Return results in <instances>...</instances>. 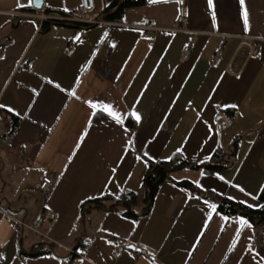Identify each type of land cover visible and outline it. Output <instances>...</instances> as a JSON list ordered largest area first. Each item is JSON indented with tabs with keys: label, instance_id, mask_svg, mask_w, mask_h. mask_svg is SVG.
Returning a JSON list of instances; mask_svg holds the SVG:
<instances>
[{
	"label": "crops",
	"instance_id": "0c3cea01",
	"mask_svg": "<svg viewBox=\"0 0 264 264\" xmlns=\"http://www.w3.org/2000/svg\"><path fill=\"white\" fill-rule=\"evenodd\" d=\"M113 1L94 0L103 22L41 28L35 14L73 13L80 0H45L36 11L29 0H0V264H68L70 249L83 254L74 264H264V219L226 215L209 198L262 205L264 0H183V23L178 0L118 15ZM88 101L111 105L121 123ZM175 155L185 164L145 212L147 169ZM43 176L52 181L45 200ZM183 179L199 192L173 183ZM123 192L138 195L128 214L112 205ZM93 198L102 204L81 210Z\"/></svg>",
	"mask_w": 264,
	"mask_h": 264
},
{
	"label": "trees",
	"instance_id": "16d2710c",
	"mask_svg": "<svg viewBox=\"0 0 264 264\" xmlns=\"http://www.w3.org/2000/svg\"><path fill=\"white\" fill-rule=\"evenodd\" d=\"M145 2V0H114L111 5L107 7L108 12H114L118 15L124 8L131 7V6H138ZM35 10L36 9H32ZM62 22L59 20H47L46 23L43 21L41 23V28L47 27L50 23L53 22ZM233 111H231L232 114ZM93 120H97V115L93 118ZM127 124L133 126V123L130 119H127ZM15 129V124L13 123V127L10 128L9 134L13 132ZM185 160L178 155L173 156L170 160L159 162L158 164H151L150 167L147 169V172L143 179V193H142V200L145 203V212L149 210L153 197L157 192L159 186L163 181L169 179V173L184 165ZM213 165L204 164L203 168L205 169H212ZM195 167V166H194ZM173 183L183 189L193 192H199V188L195 186L194 183L188 180H174ZM137 194L133 192H123L114 198L112 205H123L124 207V214H128L130 203H134L137 199ZM215 204L219 211L226 215H235L239 214L241 216L246 217L254 224H260L264 219V189L261 190L259 194V200L262 202V205L259 208H251L245 204H241L230 200L226 197L219 196V195H211L209 196ZM98 205L102 204L101 198H93L91 200L85 201L81 204V210H85V205ZM131 216V215H128Z\"/></svg>",
	"mask_w": 264,
	"mask_h": 264
},
{
	"label": "built area",
	"instance_id": "2783aa9c",
	"mask_svg": "<svg viewBox=\"0 0 264 264\" xmlns=\"http://www.w3.org/2000/svg\"><path fill=\"white\" fill-rule=\"evenodd\" d=\"M179 4V10H178V16L177 21L183 23L184 20V3L183 0H178ZM94 9V0H80V5L76 12L70 13V12H64L62 14H53L46 12L45 9H42L38 14H35L39 18L40 24L43 21L47 20H59L62 22H80V23H86V24H96L103 22L99 18L93 16L91 13ZM146 28L152 29V31L147 35L148 44L151 45L153 43L154 39V33L157 27L153 24L152 21L147 22V24L144 26ZM190 46L186 45L182 48L181 54H180V61H187L190 56ZM255 50V48L253 49ZM70 51V50H69ZM221 62V50H217L213 56H212V63L214 65H218ZM52 181L48 176H43L36 188V191L41 196L43 200L47 199L50 194V187H51ZM6 219L8 220L9 227H13L15 225V220H13L9 215L5 214ZM89 243H85L84 247H88ZM69 253L73 256L71 259L72 261L68 264H74L77 260L83 258V254L76 251V249H70ZM120 252H116L115 255H119ZM131 256H135V252H130Z\"/></svg>",
	"mask_w": 264,
	"mask_h": 264
},
{
	"label": "snow or ice",
	"instance_id": "6c2138e0",
	"mask_svg": "<svg viewBox=\"0 0 264 264\" xmlns=\"http://www.w3.org/2000/svg\"><path fill=\"white\" fill-rule=\"evenodd\" d=\"M29 3H32V0H29ZM208 3H209V7H211L212 6V0H208ZM241 5H243V0H241ZM245 30H247V20L246 19H245ZM55 86L57 88H60L59 84H56ZM88 103H89L90 107H92V108H96L97 105H99L101 110L107 111L108 115L111 116L113 119H115L117 123H121L120 115L117 112H115L114 110H112L111 105L104 104L103 102H100V101H97V102L88 101ZM0 107H4V105H0ZM9 111H12V109L9 108ZM131 115L135 118V120L137 122L140 120V116L138 113L133 112V113H131ZM83 135L84 134L82 133L81 139H83ZM77 147H79V144H77ZM177 151H179V149ZM69 159H71V157H69ZM205 159H207V157H205ZM221 179H223V177H221ZM236 187H238L241 192H244V189L242 187H239L238 185ZM261 188L264 189V185H261ZM249 195H251V194H249ZM253 199H255V197H253ZM241 202L243 203V201H241ZM208 206L211 209L216 208L215 204H209ZM252 206L253 205H249V207H252ZM256 206H259V205H256ZM224 219L227 220L228 218L224 217ZM238 219H239L241 224H247L248 223V221L246 219H244L243 217H239Z\"/></svg>",
	"mask_w": 264,
	"mask_h": 264
},
{
	"label": "water",
	"instance_id": "95a60500",
	"mask_svg": "<svg viewBox=\"0 0 264 264\" xmlns=\"http://www.w3.org/2000/svg\"><path fill=\"white\" fill-rule=\"evenodd\" d=\"M45 0H32V6L34 9H40Z\"/></svg>",
	"mask_w": 264,
	"mask_h": 264
},
{
	"label": "rangeland",
	"instance_id": "374dc122",
	"mask_svg": "<svg viewBox=\"0 0 264 264\" xmlns=\"http://www.w3.org/2000/svg\"><path fill=\"white\" fill-rule=\"evenodd\" d=\"M185 170H186L185 172H191V173H190L191 175L196 173L195 171H192L193 169H191V168H186ZM175 176H176V177H179L180 174H176Z\"/></svg>",
	"mask_w": 264,
	"mask_h": 264
}]
</instances>
